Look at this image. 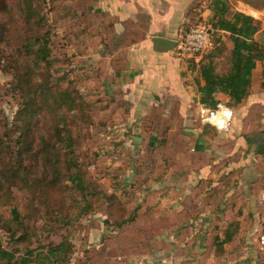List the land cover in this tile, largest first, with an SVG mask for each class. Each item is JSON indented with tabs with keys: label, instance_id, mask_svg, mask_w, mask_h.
Listing matches in <instances>:
<instances>
[{
	"label": "rangeland",
	"instance_id": "1",
	"mask_svg": "<svg viewBox=\"0 0 264 264\" xmlns=\"http://www.w3.org/2000/svg\"><path fill=\"white\" fill-rule=\"evenodd\" d=\"M35 1L41 4L42 13L47 18V24L41 30L50 33L51 64L42 72L50 75L54 92H48L45 97H61V100L67 97L68 104L74 100L83 109L71 112L62 108L61 113L68 122L60 125L58 120L55 121L57 116L44 107L41 112H31L30 115L36 123L40 122L37 127L51 143H54L50 137H53L57 125L62 138L67 141L65 135L69 133L76 140L72 148L74 154L66 155L68 148L65 143L60 144L64 148L59 155V166L67 176L70 172L68 165L73 170L80 168L89 185L90 201H84L81 192L66 178L62 179L61 188L47 189L46 197L42 196L43 205L34 200L33 193L21 183L13 186L12 204H0V235L4 245L25 251L39 243H58L67 239L73 248L69 259L74 257L77 264H139L142 260V264H153L152 261L162 259H207V254H212L214 248L208 249L207 233L200 227L203 217L197 214L191 220L172 214L175 211H169V205H164L156 194L158 182L176 167H182L186 160H178L181 163H177V158L172 160L170 151L161 148L164 147L162 143L154 141L153 132L161 135L166 123L160 127L149 119L142 122L140 128L131 126L130 120L121 114L122 111L128 112L125 101L117 93L111 94L110 89H105L108 71L98 58V49L94 47V53L91 52L93 43L89 32L93 17L88 6H81L85 0ZM230 1L232 9L251 13L247 9L252 5L248 6L243 0L246 5L237 0ZM16 3L17 0H0V22L11 21L13 30L19 28L21 32L25 27ZM7 5L10 13L6 11ZM78 29H82L84 35ZM13 38L11 44L6 45L0 40V140H9L12 150L19 149L15 145L17 124L21 123L17 112L24 108L21 106L22 97H27L26 92L15 89L18 84L15 74L19 67L24 71L33 64V57L29 54H25V58L18 57L17 48L23 43L20 38ZM218 45L214 43L217 50L227 47ZM225 55H222L224 60L227 58ZM222 59V63H218L221 71L225 69ZM66 124L67 129L64 128ZM132 136L143 137V141L136 145ZM178 136L179 132L167 135L169 146L177 142ZM183 147L181 145L178 149L183 151ZM259 158L264 157L261 155ZM30 161L25 153L24 164ZM38 168L40 179L51 178L46 173L52 168L47 161L44 160L42 167ZM89 205L92 208L87 210ZM13 207L18 209L29 228V236L25 240L11 241V232L4 226L12 218ZM14 224L13 231L18 237L26 228ZM191 227L194 231L186 232ZM65 264H70V261Z\"/></svg>",
	"mask_w": 264,
	"mask_h": 264
},
{
	"label": "crops",
	"instance_id": "2",
	"mask_svg": "<svg viewBox=\"0 0 264 264\" xmlns=\"http://www.w3.org/2000/svg\"><path fill=\"white\" fill-rule=\"evenodd\" d=\"M211 2L85 0L81 5L88 6L93 17L91 52L98 49V58L108 71L105 89L127 104L128 112L121 114L137 128L149 119L160 127L166 123L162 130L157 125L162 132H153L154 141L172 153V160H186L158 182L156 194L169 205V211H175L172 214L191 220L200 214L208 249L214 248L207 259H162L153 264H264V245L259 241L264 233V158H259L264 157V62L257 63L250 93L241 103L230 105L228 95L216 93L217 109L228 107L233 113L230 127L223 130L205 119L217 109L201 102L199 88L205 80L199 66L209 53L217 68L224 54L227 58L222 60L228 65L233 46L230 34L219 32V43L225 49L214 48L199 57L183 55L179 43L167 49L153 41L154 37L180 41L195 16L202 19L199 23L208 24ZM247 10L251 13L239 12L260 20L255 38L261 41L264 9L249 6ZM78 31L84 35L82 29ZM178 132L177 142L169 146L167 135ZM181 145L183 151L178 149ZM189 230L194 231L191 227L186 232Z\"/></svg>",
	"mask_w": 264,
	"mask_h": 264
},
{
	"label": "trees",
	"instance_id": "3",
	"mask_svg": "<svg viewBox=\"0 0 264 264\" xmlns=\"http://www.w3.org/2000/svg\"><path fill=\"white\" fill-rule=\"evenodd\" d=\"M243 1L256 8H264V0ZM16 9L22 15L25 28H22L20 32L19 28L17 31L16 29L13 30L14 24L11 21L8 23L6 21L4 23L0 22V40L6 45L11 44L13 36V40L20 38L21 44H23L17 48V55L19 58L24 57L25 54L31 55L33 64L29 67L26 64L25 67L27 68L24 71L22 67H19V71L15 74L16 83H18L15 89L20 88L23 93L26 92L27 97H22L21 106L24 108L19 109L17 112V119L21 123L17 124L18 134L15 138V145L19 149L12 150L9 140H0V204H12V187L21 183L22 187L33 193V199L38 200L43 205L42 196L46 197L47 189L52 191L56 187L61 188L63 178L71 180L76 189L81 192L82 199L89 202V185L86 183L84 175L80 173V168L76 167L73 170L72 166L68 165L67 168L70 172L67 176L59 166L61 165L59 160L61 156L59 155L64 148L60 144L65 143V147L68 148L69 151L66 155L74 154L75 151L72 148L76 144V140L72 138L71 134L65 135L67 136L66 141L59 131L58 125L68 122V118L61 113L62 108L65 107L71 112L77 108L81 111L83 108L80 103L74 100L69 101L68 104L67 97H63L64 100H61V97H45L48 92H54V88L50 84V75L47 76L45 72H42L44 67L48 68L51 64V60H49L51 53L49 47L50 33L41 30L47 24V18L42 13L41 4L35 0H17ZM210 9L211 16L208 24L213 25L216 30L214 36L217 45L221 41L220 31L228 32L233 41L231 53L227 60L228 65L224 66L225 69L218 70L217 64L211 59L212 54L210 53L200 62L199 66L200 75L205 80V84L199 88L201 102L209 108L217 109L219 105L216 98L217 92L228 95L230 105L241 103L249 95L253 71L259 61L264 62V36L261 41L255 38L256 33L261 29L259 20L232 9L226 0H212ZM6 11L10 13L8 5ZM200 21L202 19L196 20L195 16L190 27ZM17 55L16 58L20 61ZM39 75L40 78L38 79ZM262 75L264 76V69ZM43 107L54 116H57L54 118L55 121L58 120L59 124L53 137H50V139H54V143H51L49 137L42 134L41 128L37 127L40 122L36 123L32 118V114L30 115L31 112H41L44 110ZM25 112L26 114H24ZM64 128L67 129V124ZM37 142L38 144H36ZM25 153L29 155L31 160L27 165L24 164ZM44 160L52 168L47 169V172L45 170L46 173L51 175V178L47 177L42 180L38 177V167H42ZM75 200L77 199L75 198ZM90 208H92L91 205L87 207V210ZM85 211L86 209L83 213ZM58 214L60 212H57ZM14 223L26 228L25 232L18 237H15L16 232L13 231ZM4 226L7 231L11 232V235H9L12 238L11 241L25 240L29 236V228L25 226L16 207H13L12 218L6 221ZM72 252V245L67 239L58 243H39L38 246L28 247L25 251L18 247L9 249L4 245L0 235V264H65L69 261V255Z\"/></svg>",
	"mask_w": 264,
	"mask_h": 264
},
{
	"label": "built area",
	"instance_id": "4",
	"mask_svg": "<svg viewBox=\"0 0 264 264\" xmlns=\"http://www.w3.org/2000/svg\"><path fill=\"white\" fill-rule=\"evenodd\" d=\"M215 28L211 24L198 23L185 31L180 39L178 47L183 55L202 56L214 48ZM233 113L228 107L221 106L219 109L210 111L205 119L220 129H228L231 125ZM261 245H264V233L259 237ZM70 264H77L74 257L69 259Z\"/></svg>",
	"mask_w": 264,
	"mask_h": 264
},
{
	"label": "water",
	"instance_id": "5",
	"mask_svg": "<svg viewBox=\"0 0 264 264\" xmlns=\"http://www.w3.org/2000/svg\"><path fill=\"white\" fill-rule=\"evenodd\" d=\"M153 41L164 46L167 49H171L172 47H174L175 45H177L179 43V41H175V40L168 39L165 37H154ZM133 138H134L135 142H137V143L141 142L140 137L134 136Z\"/></svg>",
	"mask_w": 264,
	"mask_h": 264
}]
</instances>
